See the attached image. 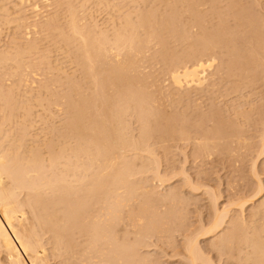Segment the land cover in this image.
Here are the masks:
<instances>
[{"label":"bare ground","instance_id":"obj_1","mask_svg":"<svg viewBox=\"0 0 264 264\" xmlns=\"http://www.w3.org/2000/svg\"><path fill=\"white\" fill-rule=\"evenodd\" d=\"M249 6L242 0H0V254L8 264H50L45 233L54 253L68 252L77 264L155 263L139 251L144 237L151 230L169 233L185 216L182 207L178 217L161 216L153 188L150 197H136L143 185L132 177L158 161L155 145L166 153L172 141L192 138L198 153L238 155L252 144L247 131L254 116L260 112L264 120V104L258 108L253 98L263 76L264 15ZM54 110L67 115L58 140L42 126ZM201 115L210 122L200 125ZM260 191L246 192L236 218L210 196L209 225L184 240L190 264H214L200 236H214L209 243L223 255L238 248L235 264H264V199L242 215ZM176 201L168 204L174 209Z\"/></svg>","mask_w":264,"mask_h":264},{"label":"rangeland","instance_id":"obj_2","mask_svg":"<svg viewBox=\"0 0 264 264\" xmlns=\"http://www.w3.org/2000/svg\"><path fill=\"white\" fill-rule=\"evenodd\" d=\"M242 1L247 6L250 5L249 7H252V9L255 11V14L257 16H259L260 18H262V16L264 15V1L263 0H252V1L251 0H242ZM241 41H243V40H241ZM3 44L5 45V43L2 42V47H3ZM9 45L10 44H7V46L5 45L6 47L4 46V48H8ZM9 47H13V44L11 46H9ZM263 53H261V54H263ZM260 56L264 57L262 55H260ZM68 62L69 61H65L64 60L66 68L68 67L67 66L68 64L71 67V65H70L71 63H68ZM160 69L158 68V72H161ZM261 75L264 76V61H263L262 65H261ZM263 76H262V79H260V78H259L260 80L257 79V81L259 80L258 82H256L257 84L254 82V84H256V85H254L253 98L255 99L254 101L257 104L258 108H260V109L262 108V106L264 104V77ZM259 92H261V93H259ZM48 113H49V115H48ZM58 113H61V112H58ZM58 113H56L55 110H54V114H52L53 116L55 115L54 118H56V120L53 119L52 115L50 116V112H47V114H45L47 117L44 116V113H43V115L41 114V112H40V114H38V115L43 116L40 119L45 117L44 120L46 119V121H47L46 123H48V124H45V123L43 124L44 121H42L43 125L42 124L41 125L42 126L45 125L44 126L45 130H46V128H48L47 129V132L49 133L48 136L50 135L52 137V138L50 137L51 139L59 138L58 137V133L56 131H58L59 129L60 130L62 129V123H64L65 120H66L65 118H66L67 115L62 114L63 112L61 114H58ZM206 115L211 117L208 114H206ZM63 116H65V117H63ZM207 116H206V118L208 119L209 117H207ZM255 116H254L255 119L251 122L252 124L250 123V127L252 126V128L248 127L250 130L248 128L245 130V131L249 130V131H247V134L249 133V135H251V142H252V144L250 143L251 145L247 148V150H246L247 152L246 151H240L241 153H245V154H241L240 152H238V155H237V153L236 154H231V153L229 154V153H225V152L219 151V152H216V154L213 153L212 156L211 155L209 156V154L207 156L206 154H201V153L197 152L198 151L197 150L198 149V142L195 143L194 141H196V140H193L191 138L189 140H182V141L176 140L177 142L176 141H172L171 143L168 142L169 143L168 146L167 147L165 146L166 149L168 148V150H167L168 152H166V153H163V150L159 147L160 146L159 144L155 145V147L158 146L157 147L158 151L156 152L157 154L155 153V156L154 157L152 156L155 160H158V161H155V164L153 163V161H154L153 158H150L153 161L150 160L149 161L150 163H148L147 162L148 158H144L143 157L144 159H142V157H141V159H142L141 161H143V160L145 161V159H147L146 163H148V164H152L153 163L152 164L153 167L150 165L152 168L157 166V163L159 162L157 169L155 168L153 170V169H151V167H149L150 168V170H149V168L147 167V169L145 170L146 172H145L144 169H143L144 167L142 169L139 167V166L142 165V163L140 164V157L138 158L139 160L138 159L135 160L136 162H138L137 164H139V166H137V168L136 167L135 168L137 170L139 168L140 169H139L138 174L136 173L137 175H134L132 178L134 180L138 181V185L142 183L141 184V185H143L142 187H145V188H142L141 186H138L139 188L137 190L138 193H136L137 194L136 197H138V195H139L138 199H140V200H142L143 198H146L147 196H149V194L151 195L150 191L148 192V189L149 188H153V189H151L153 191L151 196H153L152 198H154L157 195V197L159 199V201L156 202V204L159 202L158 205H156L157 206V210H159V212H162V214L164 213L163 215L160 214L161 216L164 217V216L168 215V213H169L168 211L174 212L173 214L176 216L177 213L179 214V211H178L177 208L180 209L181 207H182L181 209H183V211L180 209L181 210L180 213L182 212L183 215H185L183 217L180 216V218L181 217L184 218V219L181 218L182 220L180 219L182 222L180 220L179 221L176 220L177 222L175 221V224L174 223L171 224L173 226H170V231H169L170 234L169 233H166L168 235H166L165 233L161 234V233L157 232L156 230H151V232L148 233L149 237L148 236L144 237L145 238L144 242L145 243L147 242L146 247L144 246V244H141V246L139 245L140 247L138 246L139 248H141V249H139L140 253H142V254L146 253L148 256L151 255L150 257H151L152 262H154V260H155L154 264H190V259H188L189 257L185 254L186 252L183 249H185V243L187 242V238H189V236H188L189 234H190V236H191V234L195 235V233L200 232V230H201L200 226L207 227L209 225V223L211 221V217L213 216L212 210L214 211V209H213V207H214L213 202L214 201H210V200H213V199H210V196H211V198H214L215 194H216L217 195L216 199L218 198V201H217L218 207L222 208V209H223L224 206H226V208L228 207L230 209V212H231V213H229V216L230 215L232 216V215L236 214L235 216H232L233 218H236L239 213L241 215L242 211L240 210L241 206H240L239 202H240V199H245V198L249 199L248 197H250V196L247 193H250V195L251 194L253 195V193H255V190H256V192L260 191L259 190V186H260V189H261L260 192L261 193L259 192L258 195L254 197L255 200L253 198L250 199L251 201L252 200H254V201L251 202L249 200V202L245 205L246 207L243 208V209L246 210V211L243 210L245 212L242 213V215L244 214L243 215L244 217L248 216L249 213L256 206H258V204H260V201H261L260 199H262V200L264 199L263 198L264 197L263 196L264 195V171H263L264 170V155H263L264 153L260 157L257 154L258 149L260 151V148H259L258 145L261 142V140H260L261 132L260 131L263 128L262 126L260 128V124H261L260 122H263L264 120L261 121L259 119L260 116H263L262 113L260 115V112H259V114H256ZM50 117H52V118H50ZM37 118L39 119V117H37ZM261 118L264 119V117H261ZM202 119H203L202 115L197 117V120H199L200 125L204 124L205 120L209 121L207 119H203V122H202ZM256 119H258V120H256ZM61 120H62V123H61ZM194 120H196V118H194L193 121ZM56 121H58V123L60 122L59 125H58V123ZM193 123L196 124L197 122L196 123L193 122ZM53 124H55V125H53ZM209 124H212V123H209ZM208 125H206V126H208ZM197 126L199 127V124ZM133 128H136V125ZM258 129H259V131H258ZM54 131H55V133H54ZM56 133H57V137L55 135ZM257 133H258V135H257ZM53 136H55V137H53ZM56 140H58V139H56ZM56 140H55V142H57ZM259 140H260V142H259ZM261 144L262 143H260V146H261ZM159 148L161 149V151L159 150ZM254 148H256V149H254ZM249 151H251V152H249ZM170 152H172V153H170ZM254 160L255 161L257 160L258 175H256L254 173V171H252L254 169V165H253L254 164L253 163ZM133 161H134V158H133ZM136 162H135V166H136ZM146 163H145V166L147 165ZM251 163H253V164H251ZM251 165H253V166H251ZM147 166H149V165H147ZM140 170H143V171H140ZM157 171L159 173L162 172V175H160V176L156 175L155 173H158ZM142 172H144V173H142ZM139 173H140V175H139ZM154 175H156V176H154ZM163 175H165V176H163ZM148 176H150V177H148ZM156 177H158V178H156ZM163 179H166V180L169 179V181H165ZM258 179L261 180V181H259ZM190 182H192V183H190ZM260 182H263V183H261L262 186H261ZM190 184H191V186H190ZM147 185H148V187H147ZM140 187H141V190H140ZM145 189H146L147 193L145 192ZM208 189L211 190V193H210V191ZM164 192L165 193L167 192L166 195H165ZM142 193L144 195H142ZM159 193H160V195H159ZM172 193L174 195H172ZM175 193H177V194H175ZM213 193H214V195H213ZM20 195H21L20 198H22L24 194L21 193ZM161 195L162 196L165 195V196L162 197ZM177 195H178V200H177ZM212 195L214 197H212ZM243 195H245L246 197L243 196ZM179 196L181 198H179ZM165 197H168V198H165ZM173 197H175V201L177 200L176 203L180 200L179 204L177 203L178 206H177L176 203L174 204V206L176 205V208H174V209H173V207H171V203H169L170 205L168 204L169 201L171 202ZM161 199H162V202H161ZM165 199H167L168 201H164ZM136 201H139V200H136ZM230 201H232V202H230ZM255 201H257V202H255ZM162 203H164L165 205L163 204L164 205L163 206ZM152 205H151V207H152ZM158 206H160L159 207L160 209L158 208ZM166 206H168L167 207L168 209L166 208ZM210 206H211V208H210ZM176 209H177L178 212L175 213ZM173 210H175V211H173ZM151 211H152V209H151ZM238 211H240V212H238ZM156 212H158V211H156ZM154 213H155V211H154ZM165 213H167V214H165ZM177 217H178V215H177ZM185 217H186V219H185ZM175 219H178V218L175 217ZM182 223H184V224L182 225ZM175 228H177V229H175ZM174 229H175V231H173ZM196 229H197V232H196ZM221 232H219V235H220ZM238 232H239V230L237 231V233ZM236 235L240 236V233L236 234ZM49 236H50V233H45V234L42 235V238H45V239H43V242L45 243V245H47L46 249L48 250V254H49V255H47L48 256L47 257V260H48L47 262L50 263V264H77L76 263V258L74 259L72 257L71 260H68V257L71 258L69 256L70 253L67 252V254H69V255L65 254L66 252L64 251V249L61 250V253H63V251H64L63 254H60L59 252L54 253L53 249L52 248H51L52 250L50 249V247H53V244H51L52 240H51V242H49L50 241ZM167 236H168V238H167ZM215 236L217 237L218 234L215 235ZM211 237H213V239L215 240L214 236H211ZM211 237L208 238V237L200 236V239H199V241L201 242L200 246L201 247L203 246L202 249H203V252L205 253V255L207 257H209L210 260L214 261V264H226V263L227 264H230V263L231 264H235V261H237L239 256H240V254L238 253L239 249L236 248L232 252L234 254V256H233L232 253H230V255H229V254H226V252L223 255V253H224L223 251L224 250L221 253H220V251H217V252H219L217 254L216 250L211 245L212 243H209V241L212 242V240H213V239L211 240ZM47 238H49V239L46 240ZM237 243L239 244L240 242L238 241ZM208 244L212 248L209 247ZM47 250H46V254H47ZM141 251H144V252H141ZM1 253L2 254H0V260L1 259L3 260V257L5 255L2 256L4 253L3 252H1ZM236 254H237L238 257L236 256ZM231 255H232L233 258L231 257ZM235 256H236L237 259L234 258ZM5 259L6 258L4 257L3 261H5L7 263V260H5ZM224 259H225V261H224ZM233 259H236V260H233ZM200 261L201 262H199V264H204L205 263V262H203V260H200ZM6 263H3L2 261H0V264H6ZM212 264H213V262H212Z\"/></svg>","mask_w":264,"mask_h":264}]
</instances>
